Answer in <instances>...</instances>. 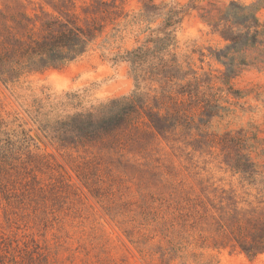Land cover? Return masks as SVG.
Segmentation results:
<instances>
[{"label":"rangeland","instance_id":"obj_1","mask_svg":"<svg viewBox=\"0 0 264 264\" xmlns=\"http://www.w3.org/2000/svg\"><path fill=\"white\" fill-rule=\"evenodd\" d=\"M19 1L31 14L41 3L0 0V5L17 6ZM96 1L77 0L82 22L87 16L82 7L90 6L92 12ZM232 1L252 4L258 0H117L120 15L105 21L103 32L84 55L64 67L32 73L10 88L0 82L1 138L10 137L20 150L10 160L0 153V264H16L15 260L19 264L46 260L48 264H264V253L251 257L240 249L215 248L210 240L203 245L199 225H189L188 235L175 250L172 244L160 242V235L137 246L109 215L108 204L93 193L101 187L122 219L137 216L139 220L143 203L154 210L160 206L168 210L177 201L192 206L199 204L205 186H211L208 191L217 186L233 188L239 199L255 204L264 201V190L231 170L221 146L212 141L226 132L246 129L251 155L264 167V0L256 10L263 33L256 44L223 57L233 60L236 71L224 81L226 65L217 54L230 41L220 34L223 25L217 30L213 24ZM148 4L181 8L175 52L181 64L194 68L200 78L213 77L200 89L218 114L199 132L193 130V137L180 127L168 138L141 117L119 131L120 153L109 149L108 140L85 147L52 146L25 107L35 98L49 99L59 102L58 111L64 115L131 93L135 80L122 56L142 45L150 29L163 21L161 17L143 19ZM88 16L100 18L94 13ZM137 123L139 130L134 127ZM26 135L32 137L30 142L25 141ZM22 145H29L30 152ZM84 163L89 164L85 169L90 176L88 186L78 171ZM141 232L156 234L146 227ZM31 255L38 260L32 263Z\"/></svg>","mask_w":264,"mask_h":264},{"label":"trees","instance_id":"obj_2","mask_svg":"<svg viewBox=\"0 0 264 264\" xmlns=\"http://www.w3.org/2000/svg\"><path fill=\"white\" fill-rule=\"evenodd\" d=\"M40 1L39 10L34 14L20 1L17 6L7 3L0 5V82L7 88L32 73L61 68L78 59L95 44L105 28V21L114 20L120 15L117 0H97L92 12L90 6L82 7L87 15L84 22L77 12V0ZM260 1L252 4L232 1L219 21L213 24L217 30L223 25L219 29L220 34L230 41L226 49L217 54V58L226 65L224 81H228L236 71L233 60L225 61L223 57H228L231 50L256 44L263 33L256 16ZM89 13L100 15V18L89 17ZM142 17L144 20L161 17L163 21L150 29L142 45L127 50L122 56L129 62L135 80L131 93L85 111L64 115L58 111L59 102L49 99L35 98L30 107H25L27 115L52 146L85 147L108 140L109 149L120 153L122 142L119 131L136 124L141 117L147 119L149 127L168 138L170 132L180 127H184L193 137V130L199 132L218 114L216 107L205 99L200 89L213 77L207 74L200 78L194 68H185L181 64L175 52L176 28L182 22L181 8L170 6L166 9V5L148 4ZM199 105H202L200 117ZM2 124L0 122V153L5 160L14 159V155L20 153L19 146L10 137L2 141ZM134 127L140 129L139 124ZM25 138L26 142L32 140L29 135ZM212 141L221 146L225 163L231 170L249 184L264 190V167L251 155L246 129L236 133L226 132ZM23 147L30 152L29 145ZM88 165H78L79 176L87 186L90 185V176L85 170ZM210 187L201 189L199 204L192 206L177 201L174 206L168 205V210L162 209V206L154 210L145 202L141 205L144 211L140 214V220L137 216L122 219L123 214L115 212L117 206L113 205L114 201L109 200L101 187L94 188L93 193L101 202L108 204L106 209L109 215L124 228L131 242L137 246L145 245L160 235L159 241L172 244L171 249L175 250L177 244L188 235L189 225L193 228L199 225V242L203 245L210 240L215 248L240 249L251 257L264 253V201L259 200L255 204L239 199L233 188L228 190L217 186L208 191ZM192 219L194 221L190 224ZM143 226L156 234H142ZM30 259L32 263L38 260L34 255ZM15 263L19 264L16 260ZM42 264H48V260Z\"/></svg>","mask_w":264,"mask_h":264}]
</instances>
